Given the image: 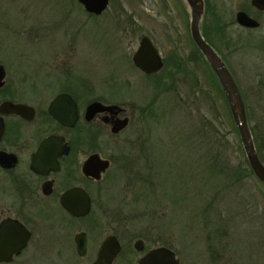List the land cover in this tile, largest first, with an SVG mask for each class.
Listing matches in <instances>:
<instances>
[{
    "label": "rangeland",
    "instance_id": "1",
    "mask_svg": "<svg viewBox=\"0 0 264 264\" xmlns=\"http://www.w3.org/2000/svg\"><path fill=\"white\" fill-rule=\"evenodd\" d=\"M153 1L110 0L102 15L89 17L70 0H0V57L11 70L10 78L23 74L27 83L40 87L39 98L54 92L44 68L56 77L60 69L75 64L78 72L86 74L92 98L117 99L129 110L131 120L124 135L143 140L127 146V165L131 166L132 157L136 158L134 166L149 163L155 181L151 187L128 183L134 174L126 166L117 168L106 184L105 198L110 196L107 205L111 209L146 213L129 228L149 225L152 232L160 233L161 220L147 213L164 212L169 229L163 233L180 264H264V184L248 174L238 183L228 177L221 183L209 180L210 174L219 182L222 178L215 168L203 169L201 162L209 155L216 156L222 168L247 165L239 132L204 61H191V73L185 74L173 59L179 30L184 52L193 48L190 12H167L160 1ZM218 14L229 20L234 12L228 9ZM226 32L234 37L239 33L236 25H229ZM142 34L150 36L166 58L156 77L137 71L131 62ZM226 55L243 86L248 124L260 136L264 107L257 102L258 93L246 88L250 81L245 76L262 65H256L254 60L259 59L246 55L242 48ZM23 84L21 88L27 89ZM23 90L21 95L27 96ZM208 136L214 138L213 143ZM205 203L206 215L201 212ZM46 254L41 252L42 264H48ZM64 257L73 260L69 250Z\"/></svg>",
    "mask_w": 264,
    "mask_h": 264
},
{
    "label": "flooded vegetation",
    "instance_id": "2",
    "mask_svg": "<svg viewBox=\"0 0 264 264\" xmlns=\"http://www.w3.org/2000/svg\"><path fill=\"white\" fill-rule=\"evenodd\" d=\"M158 1L167 12L191 11L187 0L153 2ZM202 4L201 35L226 64L241 93L247 118L248 106L243 86L227 63L226 54L242 48L246 55L253 54L259 59L254 61L262 66H254L250 74L246 73L245 79L250 81L246 88L258 93L257 102L261 101L264 107V0H202ZM228 9L234 15L225 20L218 12ZM238 12H243L256 25L240 24ZM202 23H208L204 31L209 40L203 35ZM210 23L224 24L217 29ZM229 25H236L239 33L235 37L226 32ZM173 28L177 30L176 25ZM178 33L179 44L175 45L172 56L177 67L182 69L180 72L191 73L193 65L190 62H199L200 56L191 36L190 20L192 52H184L181 30ZM142 36L148 35H140L138 45ZM154 46L164 67L166 58ZM136 49L131 55V62L137 71L153 76L163 69L147 74L137 68L132 61ZM0 60V264H42L40 256L43 250L48 253L45 256L48 264H92L105 242L118 247L110 264H138L147 252L158 247L172 250L180 264L179 257L164 235L169 229L166 213H147L152 219L161 220L162 232L157 233L152 232L153 228L149 225L129 228L136 223L134 220L137 217L146 213L123 212L107 205L110 196L105 198V186L115 176L117 168L129 166L128 170H133L134 177L126 178L128 183L136 181L145 187L155 183L154 171L149 163L134 166L136 158L132 157L131 166L127 165V146L139 144L143 138L125 137L124 131L131 118L124 104L107 96L92 98L86 74L78 72L75 64L60 69L56 77L44 68V76L49 77L46 81H52L54 92L39 98L37 91L40 87L35 82L27 83L29 79L23 74H19L22 75L20 78L17 75L16 79L10 78L8 64L2 56ZM214 76L216 85L218 78L215 73ZM23 83L29 89L23 90ZM20 90H27V96L32 98L21 95ZM57 97L60 99L52 105ZM95 101L104 106L116 105L119 109L91 110L89 106ZM13 105L22 106L21 111L11 110ZM125 118L127 124L116 130L117 121ZM249 128L251 131L252 128ZM260 131V136L252 131L251 135L258 157L264 164V120ZM149 158L145 156V160ZM66 250L72 252L73 260L65 259Z\"/></svg>",
    "mask_w": 264,
    "mask_h": 264
},
{
    "label": "water",
    "instance_id": "3",
    "mask_svg": "<svg viewBox=\"0 0 264 264\" xmlns=\"http://www.w3.org/2000/svg\"><path fill=\"white\" fill-rule=\"evenodd\" d=\"M81 4L84 10L90 14L100 15L109 6V0H76ZM190 4V31L193 41L198 49L204 55L209 66L215 73L220 83L221 89L225 95L228 107L234 123L238 129L242 146L250 168L254 175L260 181L264 182V164L260 161L254 141L251 135L250 128L247 123L244 103L241 93L231 76L226 64L221 57L213 50V48L205 41L199 29V22L203 13L202 0H187ZM237 20L240 24L256 25L254 21L250 20L243 12L237 13ZM134 65L147 74L154 73L163 67L162 58L151 42L148 36H142L139 40V45L132 56ZM60 97H57L52 105L57 102ZM51 105V106H52ZM91 110H99L101 108L119 109L116 105L104 106L98 101L90 104ZM22 106L13 105L11 110L20 112ZM53 113V111H52ZM54 114V113H53ZM127 124V119L117 121V129L123 128ZM2 132V124L0 123V133ZM138 243V242H137ZM141 249L138 244L135 245ZM118 251V247H112L108 242H105L97 256L96 261L92 264H110L112 258ZM138 264H178L175 258V253L166 248L158 247L147 252Z\"/></svg>",
    "mask_w": 264,
    "mask_h": 264
},
{
    "label": "trees",
    "instance_id": "4",
    "mask_svg": "<svg viewBox=\"0 0 264 264\" xmlns=\"http://www.w3.org/2000/svg\"><path fill=\"white\" fill-rule=\"evenodd\" d=\"M70 1H72V2H76L75 0H70ZM76 4L78 5V6H80L77 2H76ZM87 15L89 16V17H96V15H94V14H90V13H87ZM205 25H203V28H202V30H203V35L209 40V37H208V35L206 34V32L204 31V29H205ZM217 29H220L221 28V26H217L216 27ZM196 48V47H195ZM196 51H198L199 53V56H200V58L204 61V63L206 64V67H207V69H209V71L213 74V76H214V73L212 72V70H211V68H210V66L208 65V63H207V61L204 59V56L202 55V53L200 52V50L198 49V48H196ZM192 75V74H191ZM155 76V75H154ZM156 77V76H155ZM214 78H215V80H217L216 79V77L214 76ZM217 84H218V88L220 89V91H221V93H222V95H223V97H224V93H223V91H222V89L220 88V86H219V83H218V81H217ZM152 111V110H151ZM155 114V113H154ZM197 129V131H198V128H196ZM202 132H204V128L202 129ZM205 136H203V138H204ZM208 138V140L211 142V143H213L214 141L212 140V139H214V138H210L209 136L207 137ZM209 142V143H210ZM206 147V146H205ZM241 149V147H239L238 148V150H240ZM206 155V154H205ZM202 159H204V157L202 158ZM201 164H202V167H203V169L205 168V167H209L210 169H212V168H215L216 170L215 171H217V175H220V176H222V178L220 179V182L218 181V179H216L215 177H214V175H209L210 177H209V180L211 179V180H214V182L215 181H217L216 183H221V182H223L224 180H226V178L228 177V178H231V180H230V182H233V183H238V182H240L241 181V179L244 177V176H247V174L248 175H254V173H253V171H252V169L250 168V167H248V163H247V165L246 166H243L242 167V165H238V166H235V167H231V166H227V165H225V168L223 167H221V163L219 162V160H217L216 159V156H211V155H209L208 157H206L204 160H202V162H201ZM206 182V181H205ZM208 182V181H207ZM213 182V181H212ZM264 184V183H263ZM212 205V202L210 201V206ZM206 203L203 205V208H202V210H201V212L203 213V214H205L206 213ZM208 210H209V208H208ZM206 215V214H205ZM208 220V219H207ZM206 220V221H207Z\"/></svg>",
    "mask_w": 264,
    "mask_h": 264
}]
</instances>
